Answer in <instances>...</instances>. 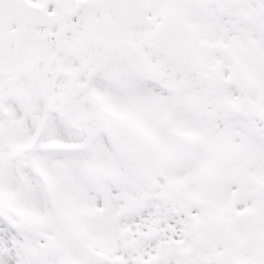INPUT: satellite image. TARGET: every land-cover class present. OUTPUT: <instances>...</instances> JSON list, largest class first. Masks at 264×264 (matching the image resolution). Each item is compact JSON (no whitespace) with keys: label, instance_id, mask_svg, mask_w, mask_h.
Instances as JSON below:
<instances>
[{"label":"snow or ice","instance_id":"6c2138e0","mask_svg":"<svg viewBox=\"0 0 264 264\" xmlns=\"http://www.w3.org/2000/svg\"><path fill=\"white\" fill-rule=\"evenodd\" d=\"M0 264H264V0H0Z\"/></svg>","mask_w":264,"mask_h":264}]
</instances>
